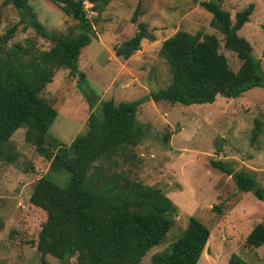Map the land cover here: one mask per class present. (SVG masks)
Returning <instances> with one entry per match:
<instances>
[{"label":"rangeland","instance_id":"374dc122","mask_svg":"<svg viewBox=\"0 0 264 264\" xmlns=\"http://www.w3.org/2000/svg\"><path fill=\"white\" fill-rule=\"evenodd\" d=\"M26 1L49 32L75 33L76 22L53 3ZM200 1L111 0L97 12L91 10L90 2L84 1L92 35L88 45L80 49L77 65L85 85L96 95L95 105L101 100L133 101L146 96L150 89L164 87L169 72L158 51L161 42L177 30L214 34L219 39L218 52L236 70L239 61L233 52L223 48L222 36L210 26L211 15ZM249 3L252 11L237 33L251 45L264 75V0H224L220 6L232 21L234 12ZM135 9L137 15L132 22ZM18 17L7 0H0V34ZM139 21L146 24L153 39H142L139 49L128 58L115 56L114 46L130 37ZM16 43L28 52L24 58L52 45L49 39L23 25L16 27L2 47L3 52ZM40 96L57 111L48 128L51 136L68 144L84 131L88 104L68 69L55 70ZM135 118L138 123L149 125L147 135L123 154L114 156L115 164L109 160L103 166L109 164L131 179L160 188L176 206L164 239L151 247L139 264H149L153 252L167 247L185 227L188 216L197 218L209 230L196 264H227L232 252L244 264H264V243L256 248L244 246L249 230L264 220V202L251 192L238 191L231 177L210 163L212 159L220 160L233 170L253 174L264 188V125L256 139L250 140L253 120L264 121V87H253L234 98L217 96L209 104L181 105L146 99L137 106ZM24 130L17 128L7 143L17 156L10 163L0 160V264H40L32 242L43 221V212L29 203L28 195L36 179L47 172L48 162L25 141ZM164 132H169L165 142ZM43 259L47 264H63L48 254Z\"/></svg>","mask_w":264,"mask_h":264},{"label":"trees","instance_id":"16d2710c","mask_svg":"<svg viewBox=\"0 0 264 264\" xmlns=\"http://www.w3.org/2000/svg\"><path fill=\"white\" fill-rule=\"evenodd\" d=\"M45 1L72 18L76 31L64 35L49 32L26 0H7L19 17L0 34V160L10 163L17 156L7 143L17 128L24 127L25 141L48 162L47 172L36 179L28 195L29 203L43 212V221L32 242L40 264H47L45 254L63 264H139L145 253L164 239L176 206L160 188L131 179L103 163L111 160L115 164L114 156L123 154L147 135L149 125L138 123L135 118L137 106L146 99L181 105L209 104L217 96L234 98L253 87H264L259 59L252 54L249 42L237 33L248 20L253 5L249 3L234 12L231 21L229 13L220 6L224 0L199 3L210 13L209 24L221 34L223 48L233 52L239 61L236 70L218 52L219 39L214 34L177 30L161 42L158 51L169 72L164 87L150 89L146 96L133 101L101 100L95 105L96 95L85 85L77 65L80 49L88 45L92 35L83 2H90L91 10L97 12L111 0ZM136 15L137 9L130 18L132 22ZM18 25L32 28L52 45L28 58L23 57L28 52L18 43L3 52L2 47ZM142 39L152 40L153 35L139 21L132 35L114 46L115 56L128 58L139 49ZM62 67L76 77L89 108L84 131L68 144L49 134L57 111L40 96L53 72ZM262 125L264 121L253 120L252 142ZM168 136L169 132H164L162 141ZM210 163L229 175L238 191L251 192L264 202V188L253 174L233 170L220 160L212 159ZM208 235L203 223L188 216L177 237L149 256V264H196ZM263 243L264 220L249 230L244 246L256 248ZM227 264L244 261L232 252Z\"/></svg>","mask_w":264,"mask_h":264}]
</instances>
